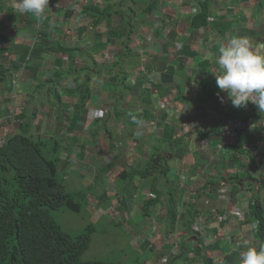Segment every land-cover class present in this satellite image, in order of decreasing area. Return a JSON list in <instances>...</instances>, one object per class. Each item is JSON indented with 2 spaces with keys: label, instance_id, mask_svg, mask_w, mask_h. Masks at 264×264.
<instances>
[{
  "label": "crops",
  "instance_id": "obj_1",
  "mask_svg": "<svg viewBox=\"0 0 264 264\" xmlns=\"http://www.w3.org/2000/svg\"><path fill=\"white\" fill-rule=\"evenodd\" d=\"M90 8L110 16L101 22ZM238 36L264 55V0H49L41 17L0 0V132L5 140L51 139L63 179L79 170L87 187L102 191L95 211L124 190L121 213L148 240L134 245L149 251L142 264H240L247 247L264 245V112L249 132L260 138L254 155L249 145L218 151L230 115L255 110L211 92L218 50ZM84 80L93 87L87 105ZM151 195L155 216L133 220L148 213L142 205ZM161 228L168 239L150 245Z\"/></svg>",
  "mask_w": 264,
  "mask_h": 264
},
{
  "label": "trees",
  "instance_id": "obj_2",
  "mask_svg": "<svg viewBox=\"0 0 264 264\" xmlns=\"http://www.w3.org/2000/svg\"><path fill=\"white\" fill-rule=\"evenodd\" d=\"M89 10L96 12L97 17L102 16L101 22L110 16V12L105 13L103 19L104 13L100 10ZM3 40L0 37V43ZM1 66L0 76L3 74ZM209 87L210 91L212 84ZM213 87L211 92L219 96L221 91L216 86V79ZM252 109L255 111L246 117L263 116L258 108ZM259 142L260 138L254 132L245 133L239 136L237 145L239 149L249 145L252 152L259 148ZM51 143V139L35 142L33 137L23 133L8 137L0 149V264H114L82 260L91 243L93 225H89L77 237H72L53 218L52 212L62 208L75 213H80L82 209L76 195L68 193L59 180L66 165L62 167L64 162L58 158L59 152L54 153ZM250 160L253 165L254 157H250ZM103 172L106 170L99 174ZM155 192L159 194L158 190ZM158 200L155 197L145 201L142 207L145 212L148 211L145 217L149 216L150 207ZM175 208L176 203L172 202L168 215L172 232L178 219ZM262 229L264 225L261 223Z\"/></svg>",
  "mask_w": 264,
  "mask_h": 264
},
{
  "label": "rangeland",
  "instance_id": "obj_3",
  "mask_svg": "<svg viewBox=\"0 0 264 264\" xmlns=\"http://www.w3.org/2000/svg\"><path fill=\"white\" fill-rule=\"evenodd\" d=\"M61 78V76H58ZM60 80V79H59ZM83 89H79L80 96L85 97L84 105L88 103L87 92L89 89L92 90V86L87 80H84ZM60 89H62V82L60 83L59 88L57 89L60 93ZM63 91L62 93H64ZM60 110H63L59 107V111L57 112L58 116H60ZM62 115V113H61ZM226 123L228 122L225 121ZM98 125H104V123H99ZM96 128V129H97ZM245 134V133H243ZM242 136V134H241ZM89 144V143H88ZM108 144V140H107ZM235 146V145H234ZM232 146L231 148H233ZM258 150V149H257ZM255 150V151H257ZM241 152L242 149H239ZM252 151L251 155H254ZM258 161V160H257ZM78 163V162H77ZM254 167L256 166V158H254ZM73 166V165H71ZM70 166V167H71ZM258 166V165H257ZM71 170V169H70ZM102 172V171H99ZM82 174H85L82 171ZM103 176V173L101 177ZM69 178L66 180L63 179V175L60 177V182L65 185L66 191L70 194H75L77 197V202L81 205V212L75 213L66 208H62L58 211L52 212L53 218L56 222L62 227V229L71 235L72 237H77L82 234L89 225H93L94 227L91 229L93 231L92 239L88 250L84 253L82 260L83 261H101V262H109L114 264H142L146 258L149 256V251H147L144 255L141 251H138L135 244H138L139 241L141 243H148L147 238L139 239L138 235L141 234L137 229L134 231L131 230V227L126 223L127 217L123 215L121 212L125 213L127 201V194L125 191L122 192L119 190V182L117 180H113L116 184V187L120 193V196L116 192L113 193L114 200L105 204V206L98 210H94V202L98 200L102 191L93 190L94 188H89L83 182L81 174L79 170L75 173L71 170L69 174ZM100 177V179H101ZM106 187L113 186L111 181L106 182ZM109 185V186H108ZM103 186V185H102ZM101 186V187H102ZM136 193V201L141 203L143 200V194L140 190L134 191ZM120 198H124L121 199ZM145 205V204H144ZM142 205V207L144 206ZM123 206V207H122ZM108 210L107 212H105ZM104 215V216H103ZM153 213L149 214V216L145 217L143 214H135L133 220H137L139 223L144 222L147 224V219L154 217ZM146 218V219H145ZM99 220L97 225L96 223ZM137 225V224H136ZM139 228L140 226L137 225ZM164 228H161V231H152V235L150 237L157 238L156 243H149L150 245H154L158 247V245L162 244L164 240L167 238L163 235ZM171 231V229H170ZM173 236L171 237V241H177V238L181 237L177 232L171 233ZM168 239V238H167ZM155 249V248H154ZM172 260L166 258L163 260L164 264H170Z\"/></svg>",
  "mask_w": 264,
  "mask_h": 264
},
{
  "label": "clouds",
  "instance_id": "obj_4",
  "mask_svg": "<svg viewBox=\"0 0 264 264\" xmlns=\"http://www.w3.org/2000/svg\"><path fill=\"white\" fill-rule=\"evenodd\" d=\"M13 4L22 14L32 13L41 17L48 8L49 0H13ZM215 59L219 66V74L215 75L216 86L228 94L232 106L247 108L252 103L260 112H264V55L254 51L249 38L238 36L229 39L219 48ZM150 198L154 199L155 196L151 195ZM240 264H264V247L259 250L247 247L246 251L240 253Z\"/></svg>",
  "mask_w": 264,
  "mask_h": 264
},
{
  "label": "built area",
  "instance_id": "obj_5",
  "mask_svg": "<svg viewBox=\"0 0 264 264\" xmlns=\"http://www.w3.org/2000/svg\"><path fill=\"white\" fill-rule=\"evenodd\" d=\"M227 94L226 92H223ZM249 107L257 108L256 105L249 103ZM255 119L253 117L246 118H229L225 126L220 130L218 151H225L236 145L239 136L243 133H249L254 129ZM4 145V137L0 132V149Z\"/></svg>",
  "mask_w": 264,
  "mask_h": 264
}]
</instances>
